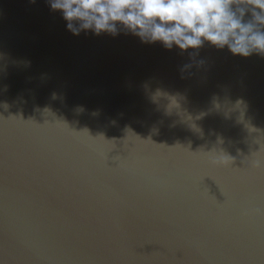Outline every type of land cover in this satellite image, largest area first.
<instances>
[{
    "label": "water",
    "instance_id": "95a60500",
    "mask_svg": "<svg viewBox=\"0 0 264 264\" xmlns=\"http://www.w3.org/2000/svg\"><path fill=\"white\" fill-rule=\"evenodd\" d=\"M65 25L0 0V264H264V55Z\"/></svg>",
    "mask_w": 264,
    "mask_h": 264
},
{
    "label": "clouds",
    "instance_id": "9594fccd",
    "mask_svg": "<svg viewBox=\"0 0 264 264\" xmlns=\"http://www.w3.org/2000/svg\"><path fill=\"white\" fill-rule=\"evenodd\" d=\"M35 3V0H31ZM74 35L120 31L181 51L205 42L233 55H264V0H47ZM251 18L245 20V14Z\"/></svg>",
    "mask_w": 264,
    "mask_h": 264
}]
</instances>
